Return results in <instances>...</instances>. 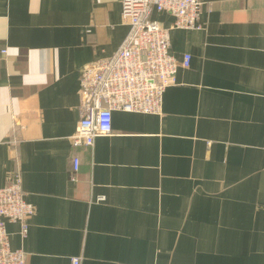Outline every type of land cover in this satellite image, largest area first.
<instances>
[{
  "label": "crops",
  "instance_id": "obj_1",
  "mask_svg": "<svg viewBox=\"0 0 264 264\" xmlns=\"http://www.w3.org/2000/svg\"><path fill=\"white\" fill-rule=\"evenodd\" d=\"M201 1L200 28L153 12L179 62L161 112L113 110L74 147L80 71L124 38L121 0H0V186L19 169L35 207L24 236L6 222L27 264H264V0Z\"/></svg>",
  "mask_w": 264,
  "mask_h": 264
},
{
  "label": "built area",
  "instance_id": "obj_2",
  "mask_svg": "<svg viewBox=\"0 0 264 264\" xmlns=\"http://www.w3.org/2000/svg\"><path fill=\"white\" fill-rule=\"evenodd\" d=\"M201 10V0H121V15L128 26L124 38L111 55L81 68L80 117L70 137L72 146H91L97 135L109 133L113 110L161 112L163 92L174 82L179 62L169 52L170 27L154 18L153 12L170 13L171 27L200 28ZM189 61L185 53L180 64L187 66ZM71 162L73 173L79 168V156L74 154ZM34 211L16 169L0 186V264H27V253L10 247L6 222L18 221L24 236ZM79 262V257L72 258L73 264Z\"/></svg>",
  "mask_w": 264,
  "mask_h": 264
}]
</instances>
